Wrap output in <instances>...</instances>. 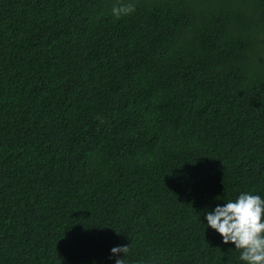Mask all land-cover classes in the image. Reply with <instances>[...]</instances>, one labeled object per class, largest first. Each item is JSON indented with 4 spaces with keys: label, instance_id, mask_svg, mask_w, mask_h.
Instances as JSON below:
<instances>
[{
    "label": "trees",
    "instance_id": "obj_1",
    "mask_svg": "<svg viewBox=\"0 0 264 264\" xmlns=\"http://www.w3.org/2000/svg\"><path fill=\"white\" fill-rule=\"evenodd\" d=\"M241 192L264 0H0V264H242L204 220Z\"/></svg>",
    "mask_w": 264,
    "mask_h": 264
},
{
    "label": "clouds",
    "instance_id": "obj_2",
    "mask_svg": "<svg viewBox=\"0 0 264 264\" xmlns=\"http://www.w3.org/2000/svg\"><path fill=\"white\" fill-rule=\"evenodd\" d=\"M134 4L118 2L111 8L116 19L134 12ZM203 223L222 238V243L234 245L242 264H264V198L251 192H241L234 200H224L211 211L204 212ZM128 245L110 249L113 264H125ZM122 254V255H121Z\"/></svg>",
    "mask_w": 264,
    "mask_h": 264
}]
</instances>
